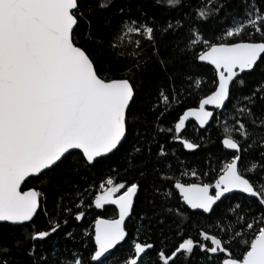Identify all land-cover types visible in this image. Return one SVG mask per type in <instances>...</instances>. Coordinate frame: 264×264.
Segmentation results:
<instances>
[{
  "label": "snow or ice",
  "instance_id": "1",
  "mask_svg": "<svg viewBox=\"0 0 264 264\" xmlns=\"http://www.w3.org/2000/svg\"><path fill=\"white\" fill-rule=\"evenodd\" d=\"M151 4L161 11L185 6L184 0ZM133 8L135 0H0V226L22 230L10 242L0 238V264H106L127 241L131 255L123 264H191L197 252L204 264H264V0H245L239 15L227 12V0H200L190 12L162 21ZM222 12L223 34L205 38L207 23ZM132 37L143 38L147 48ZM125 47L132 51H117ZM124 59L134 63L119 67ZM197 61L213 66V90L165 127L170 99H180L184 83L196 86ZM150 63L166 75L167 90H158L157 102L142 110L134 72ZM229 106L232 125L226 122L221 144L231 158L217 169L209 157L207 172L178 158L174 167L169 145L179 142L189 153L202 147L182 134L189 118L205 129ZM113 156L133 178L117 182L109 175L86 203L94 185L82 188L64 177ZM213 174L214 183L199 178ZM186 176L197 180L186 182ZM32 180L40 183L29 187ZM146 189L153 197L141 200ZM51 191L55 206L76 222L87 212L73 213V207L115 206L113 217L97 216L81 233L84 249L90 242L94 247L87 260L80 249L44 248L62 227H34L41 214L51 223ZM235 193L245 195L233 201ZM188 210H199L212 227L186 234ZM65 236L74 238L73 232ZM173 238L179 242L169 243Z\"/></svg>",
  "mask_w": 264,
  "mask_h": 264
},
{
  "label": "trees",
  "instance_id": "2",
  "mask_svg": "<svg viewBox=\"0 0 264 264\" xmlns=\"http://www.w3.org/2000/svg\"><path fill=\"white\" fill-rule=\"evenodd\" d=\"M119 3L120 0H117ZM136 8L142 6L143 10L147 12L150 16L154 13L159 21H162L164 17L167 16H179L184 12H190L192 8L200 6V0H184L185 6L181 9L172 10V11H161L157 8H154L151 4V0H135ZM136 8H133V13L136 12ZM245 8V0H227V12L236 13L239 15L243 9ZM225 19V14L222 12L220 14L219 21H210L206 25V29L204 32L205 38H211L215 35L216 39L219 40V37L222 33V23ZM95 24H100V21H94ZM251 31V29H249ZM188 39V37H185ZM133 40L141 39V43L144 48H147V42L143 40V38L132 37ZM258 39V37H257ZM134 47V46H133ZM164 45L161 44V48L163 49ZM203 49V45H199L195 49L190 51L191 56H195L198 54L200 50ZM117 51H124L125 53H129L132 51L131 47H125L123 49H118ZM103 54L105 56L112 55L113 61H115V55L110 53L107 48L103 50ZM174 55V53H171ZM134 63L133 59H124L119 62V67L131 66ZM199 66L197 71L200 73L198 80L196 81V86L192 87L187 83L183 84V88L186 90L184 94L180 97L179 100L170 99L168 108L170 111L164 116V126L174 127L175 122L178 121L179 116L183 114L188 108L197 107L198 102L204 96L210 94L213 90L212 81L215 78L214 68L208 64H204L201 62H196ZM136 82L141 87V96H140V107L143 110L146 107L148 102L156 103L157 102V93L161 88L166 89V75L159 70V66L155 64H148L146 68H142L136 72H134ZM179 80L177 81V86L179 87ZM167 90V89H166ZM244 91H247L245 89ZM234 102V101H233ZM161 110H164L163 102L161 101ZM223 112V115H220V112ZM217 112L219 117V122L213 120L209 126L205 129H199L198 125L194 121L186 122V130L183 131V136L195 139L202 143V147L194 153H189L187 150L182 149L179 142L176 144L169 145V147L175 149L176 156L173 158V166L178 167L176 165V159L182 160L187 165L188 169H196L199 172H207L209 170L208 164L206 161L211 157L212 167L217 168L221 166L224 162L230 159V153L228 150L224 149L221 144V140L224 136V128L227 122V126L231 127V106H229L226 110H221ZM163 142V141H161ZM127 147V145L125 146ZM155 151V149H153ZM219 161V164L216 161ZM111 163L113 168L119 169V174L116 172H110L107 165ZM122 161L118 159V157L113 156L111 161H104L102 164H98L95 169L91 171L81 170L80 175H73L71 177L65 176V180H71L75 184H80L82 188H89L90 185H94L91 191L86 196V203H91L94 199V195L98 192L99 184L103 182L109 175H111L117 182H121L122 180H131L133 175L131 173L125 174L122 168ZM184 169H179L177 171V175H180V171ZM83 177V179H82ZM204 182H212L214 183L215 174L210 176H200ZM186 182H196L197 178H193L190 176L184 177ZM86 181V182H85ZM40 182L36 180H32L29 182L28 186L38 185ZM64 187V185H61ZM141 200L145 197L148 199H152L153 193L151 190L146 189L140 194ZM244 194L235 193L233 194V201L236 198H243ZM228 201H225L227 203ZM57 203V193L55 191H51L48 193V201H47V209L49 215L51 216V223L48 220V217L44 215H39L35 218V228L44 230L50 228L56 222H60L62 227L58 230L57 233L53 234L51 238L46 240L43 243L45 249H51L53 246L58 247L60 249H65L68 247H72L73 250L80 249L83 251L84 257L87 260L91 252L94 251V247L91 242L89 243V249H84L83 244L81 242V233L84 229H90L92 221L97 217L101 216L104 218H111L115 214V208L113 206H105L104 209H95L94 205L91 209H76L73 207V213L78 210H85L87 212L86 217L81 222H76L72 216H67L61 212L59 208L55 205ZM246 203L251 204L255 207V202L251 199L247 200ZM187 216L189 218V222L187 227L183 228V231L186 234H189L193 237L197 236L198 229L207 230L212 227V221L206 215H200L199 211L188 210ZM67 220V224H63V221ZM131 227V224H129ZM21 229L17 228L15 232L10 230L7 225L0 226V238H2L5 242H10L13 236H20ZM28 231H31V227H29ZM73 232L74 238H68L65 236V233ZM179 242L176 238L170 240L169 243ZM131 255V242H123L120 246H118L114 252L111 254L109 259L106 261V264H123V258L125 256ZM200 253H196L191 264H204L203 261H199L197 258L200 256ZM180 264V261H178Z\"/></svg>",
  "mask_w": 264,
  "mask_h": 264
},
{
  "label": "water",
  "instance_id": "3",
  "mask_svg": "<svg viewBox=\"0 0 264 264\" xmlns=\"http://www.w3.org/2000/svg\"><path fill=\"white\" fill-rule=\"evenodd\" d=\"M201 63L206 64L205 62H201ZM210 66H211V65H210ZM211 67H213V66H211ZM209 110H212V109H211V106H209ZM218 111H221V110H218ZM191 120L195 122L194 118H192V117L189 118V121H191ZM211 122H212V121H211ZM211 122H210V123H211ZM196 123H197V122H196ZM197 125H198V124H197ZM206 127H207V126H206ZM228 151H229V150H228ZM240 194H241V193H240ZM244 195H245V194H244ZM106 206H107V205H106ZM109 206H111V205H109ZM113 207L115 208V206H113ZM192 211H199V210H192ZM122 243H123V242H122ZM117 247H118V246H117Z\"/></svg>",
  "mask_w": 264,
  "mask_h": 264
},
{
  "label": "flooded vegetation",
  "instance_id": "4",
  "mask_svg": "<svg viewBox=\"0 0 264 264\" xmlns=\"http://www.w3.org/2000/svg\"><path fill=\"white\" fill-rule=\"evenodd\" d=\"M107 206H109V205H107Z\"/></svg>",
  "mask_w": 264,
  "mask_h": 264
}]
</instances>
